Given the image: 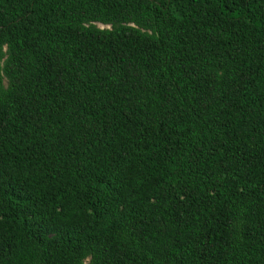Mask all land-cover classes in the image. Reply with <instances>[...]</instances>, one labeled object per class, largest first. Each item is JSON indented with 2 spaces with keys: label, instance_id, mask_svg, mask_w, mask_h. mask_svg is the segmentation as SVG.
Masks as SVG:
<instances>
[{
  "label": "trees",
  "instance_id": "trees-1",
  "mask_svg": "<svg viewBox=\"0 0 264 264\" xmlns=\"http://www.w3.org/2000/svg\"><path fill=\"white\" fill-rule=\"evenodd\" d=\"M0 264H264V0H0Z\"/></svg>",
  "mask_w": 264,
  "mask_h": 264
}]
</instances>
